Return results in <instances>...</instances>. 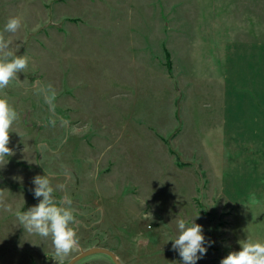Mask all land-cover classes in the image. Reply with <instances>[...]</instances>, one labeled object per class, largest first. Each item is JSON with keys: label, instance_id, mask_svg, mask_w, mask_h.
<instances>
[{"label": "rangeland", "instance_id": "1", "mask_svg": "<svg viewBox=\"0 0 264 264\" xmlns=\"http://www.w3.org/2000/svg\"><path fill=\"white\" fill-rule=\"evenodd\" d=\"M0 33L28 58L0 90L17 113L0 264H67L93 246L182 264L170 239L197 215L212 243L196 264L264 243V0H0ZM36 175L72 201L78 245L62 260L17 219L42 199Z\"/></svg>", "mask_w": 264, "mask_h": 264}, {"label": "clouds", "instance_id": "2", "mask_svg": "<svg viewBox=\"0 0 264 264\" xmlns=\"http://www.w3.org/2000/svg\"><path fill=\"white\" fill-rule=\"evenodd\" d=\"M21 27L19 17H10L5 25V31L15 33ZM11 41L5 39L0 33V90L6 88L10 82H19L18 74L27 67L28 58L17 55L10 50ZM17 119V113L9 105L7 98H0V162L5 157L14 155L10 142V128ZM7 162V161H6ZM5 164V163H3ZM34 184V197L41 198L37 205L27 211L18 212L17 219L23 228L29 233H35L41 237H51L54 254L61 260L69 255L78 245L74 210L72 201L65 195L60 201H56L52 195L54 189L47 175H36ZM150 215V214H149ZM198 216V215H197ZM195 216L191 221L179 219L177 221L178 235L172 241V248L176 250L182 259V264H196V261L206 253V241L202 226L195 223ZM240 250L231 251L220 260V264H264V243L246 239L239 241Z\"/></svg>", "mask_w": 264, "mask_h": 264}, {"label": "water", "instance_id": "3", "mask_svg": "<svg viewBox=\"0 0 264 264\" xmlns=\"http://www.w3.org/2000/svg\"><path fill=\"white\" fill-rule=\"evenodd\" d=\"M95 253L106 254L112 259V261L115 264H123L122 261L117 258V256L115 255L113 251L103 248V247H97V246H93L88 249L81 250L80 253L76 255L75 257H73L67 264H75L76 262L86 258L87 256L95 254Z\"/></svg>", "mask_w": 264, "mask_h": 264}]
</instances>
